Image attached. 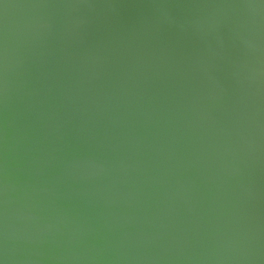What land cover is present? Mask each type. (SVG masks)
Listing matches in <instances>:
<instances>
[{"label": "water", "instance_id": "obj_1", "mask_svg": "<svg viewBox=\"0 0 264 264\" xmlns=\"http://www.w3.org/2000/svg\"><path fill=\"white\" fill-rule=\"evenodd\" d=\"M0 264H264V0H0Z\"/></svg>", "mask_w": 264, "mask_h": 264}]
</instances>
